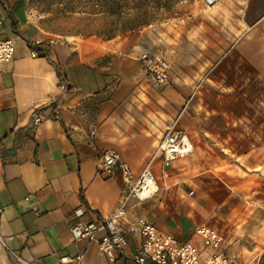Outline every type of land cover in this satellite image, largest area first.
I'll return each mask as SVG.
<instances>
[{"label":"crops","instance_id":"obj_1","mask_svg":"<svg viewBox=\"0 0 264 264\" xmlns=\"http://www.w3.org/2000/svg\"><path fill=\"white\" fill-rule=\"evenodd\" d=\"M197 7V19H168L158 32L70 41L26 22L24 0H0V40L15 45L0 61V232L25 262L82 254V264H137L118 254L111 262L96 241L70 233L109 216L120 198V169L98 171L109 148L134 178L149 164L158 185L129 201L127 220L190 242L201 260L221 252L245 264L264 252V0ZM143 52L168 61V86L147 77ZM171 127L192 152L163 169L157 147ZM201 226L216 231L218 249L203 244ZM139 241L127 234L126 253ZM0 264L22 263L0 246Z\"/></svg>","mask_w":264,"mask_h":264},{"label":"built area","instance_id":"obj_2","mask_svg":"<svg viewBox=\"0 0 264 264\" xmlns=\"http://www.w3.org/2000/svg\"><path fill=\"white\" fill-rule=\"evenodd\" d=\"M206 7H212L217 0H203ZM35 18L33 10L29 9L25 14L26 22H32ZM1 24V21H0ZM15 49L12 39L0 40V61H8L12 58ZM139 61L144 72L151 82L158 88H163L171 83L170 67L168 61L154 53L143 52ZM59 89H66L64 84H59ZM54 114L58 111L54 108ZM33 123L39 124L45 118L42 111L36 110L32 114ZM157 151L162 156V168L168 167L173 161L183 158L192 152V145L179 129L169 128L161 139ZM115 168L121 172V195L113 212L104 218L88 222H75L70 226V233L76 242L96 241L99 251L113 262L117 254L127 257L137 264H234L225 254L213 253L206 260H201L195 247L186 241H180L169 233L158 232L155 227L141 217L127 220L129 201L132 198L146 200L158 192V185L150 165H146L137 178H134L128 165L119 160L116 150L109 148L99 157L98 171L107 175H113ZM39 214L37 209H33ZM1 214V209H0ZM127 225V226H126ZM127 234L137 236L140 241L137 247L129 254L126 253ZM196 234L202 239L203 244L211 249H218L220 238L215 230L201 226L196 229ZM11 236H4L0 232V246L15 261L25 262L10 246ZM83 255L79 254L64 263L82 264ZM245 264H258L251 260Z\"/></svg>","mask_w":264,"mask_h":264},{"label":"rangeland","instance_id":"obj_3","mask_svg":"<svg viewBox=\"0 0 264 264\" xmlns=\"http://www.w3.org/2000/svg\"><path fill=\"white\" fill-rule=\"evenodd\" d=\"M200 5L202 0H24L25 12L31 9L35 13L31 23L52 38L70 41L108 39L147 27L158 32L165 20L183 24V18L187 23L197 19ZM186 13L189 15L183 17ZM249 20L251 25L256 17ZM260 29L259 35L264 37V26ZM254 260L264 264V252Z\"/></svg>","mask_w":264,"mask_h":264}]
</instances>
